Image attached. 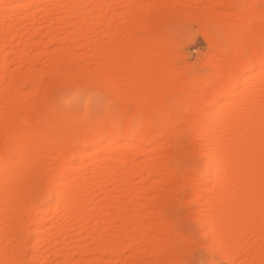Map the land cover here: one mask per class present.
<instances>
[{
  "label": "rangeland",
  "instance_id": "1",
  "mask_svg": "<svg viewBox=\"0 0 264 264\" xmlns=\"http://www.w3.org/2000/svg\"><path fill=\"white\" fill-rule=\"evenodd\" d=\"M73 1L79 2V9L82 8L81 12L88 11V8H94L95 12L88 23L86 20L83 21L84 17L82 16V18L81 15L69 21L66 14L67 9L70 6L73 7ZM81 1H83L82 4ZM224 1L0 0V21H4L8 27L10 26V31L6 35L9 43L6 51L8 58L14 59L6 68L0 67V128L4 129L7 123V125L11 124L15 135L22 139L21 136L25 134L27 138L30 133L25 130L27 128L26 121L18 118V110L21 111L24 107L21 112L24 111V114L28 115V111L30 115L35 107L36 112L40 114L47 110L48 115L39 120L42 128L54 130L55 123L53 126L52 122H59L58 124L63 130L66 128L69 138L65 143L61 132L58 134L60 141L55 144L52 140L49 142L50 136V139L45 136V142L40 139L41 150L39 149L37 152L39 158L37 156L32 160L30 156L33 153H30L22 162L20 160L21 163L11 166L12 170H16V168H25V162L27 164L38 163L42 171L33 185L39 187L37 189L40 194L33 195L35 188H19V180L24 179L22 173L12 179L8 177V172H6V176H0V233L9 231L14 226L11 231L19 234L17 225L20 221L23 241L28 242V247L26 246L21 255H17V260L16 251L18 243H20L19 240L17 238H14V241L6 238L0 240V264H20L21 259L19 260V258H22V264H29L30 261H25V259L29 258L30 260L31 254L33 262L31 261L30 264H264V147L261 149V154L258 155L255 147L252 148L255 144L252 143L250 144L252 146H248L249 150L247 149L246 152L249 160L247 158V161L241 165L249 166L247 168H252V171L249 170V174L244 179L243 185L247 184L244 185L245 188H236V178L243 166L235 163L238 154L236 151L241 149L242 142L252 140L254 143L256 140H260V143L264 142V63L258 60L251 64L250 69L245 70L244 67L252 54V50L249 52L251 39L254 42L253 49L258 46L260 48L256 49V52L259 50L261 53L258 52L261 55L259 58L261 60L264 58V0H227L229 1L227 5ZM241 6L245 7H243L244 10ZM253 6L254 8H252ZM130 10L140 11L143 14L135 17L129 14ZM223 20L227 22H223ZM73 25H78L82 29L90 28V44H84L87 39L81 33H75ZM23 26L29 28V31L23 35V39L28 43L26 47L23 43L18 44L17 41L20 37L15 36L16 31ZM221 27L222 30H220ZM223 27L228 30L231 37L233 35L234 41L223 30ZM37 28H40L42 32L36 34L34 31ZM50 30L56 33V37L49 42L47 39L50 38L46 33ZM222 31L228 37L224 36ZM241 33L243 34L241 35ZM74 34H78V38L74 37ZM127 36L132 41L134 40L135 44L129 39L127 43L137 56H131V59L134 60L132 61L135 62L131 65H129L130 63L124 64L117 56L113 55L115 53L114 43L118 39L119 41L127 39ZM224 37L230 42H227ZM243 39L246 42L250 41L249 46L245 45L248 43H244ZM234 47L239 49L237 50L239 53L235 52L236 48L234 49ZM23 49H25L24 54L21 53ZM62 50H65V53L67 50L68 54L71 53L68 59L64 56L65 60L62 57L61 59L57 58ZM236 53L241 57L235 55ZM55 54L57 59L54 58ZM111 55L114 56V59ZM235 56H237L236 59ZM242 58H246L247 61ZM53 60L54 62L57 60L56 62H60L62 65L60 66L62 75L77 68L93 72L94 79L92 81L90 79L92 83H88L89 79L82 78H79V81L77 79L76 82L73 79H70L72 81L66 79L67 83L62 82L61 79L62 83L56 82L57 79H53L54 77L50 75V70L54 65L52 64ZM146 65L148 66L146 67ZM216 66L222 70L225 69L224 71L229 68L233 69H231L233 73L228 75L229 77L227 76L225 79L222 76L221 81H218L221 82V90L222 88L228 90L233 86V91H230L229 95L221 94V91L217 93V86L215 89L212 84L215 77L216 80L220 79L216 75ZM30 68L35 71V81L22 79L23 81L21 80L13 86L15 83L12 77L9 78L10 73H15L18 70L27 73ZM240 72H244L241 80ZM109 75L112 76V79ZM201 77L213 86L209 87L207 92L201 93L197 89V84L203 81ZM142 79L152 83L146 84ZM66 80L63 81L66 82ZM137 83L138 85H136ZM187 83L188 85H186ZM32 84L34 87L36 86L34 91ZM140 84L143 86L141 89H145L150 95L149 97L147 93H143L145 98L142 95L143 99H139V101L142 99L141 103L149 109L144 111V114H152L156 120L163 119L164 116L168 118L167 114L163 116V113L159 112L165 106L171 112L179 114L177 117L175 116L177 124L172 130L173 133L171 132L173 125L171 129L169 127L170 134H167L169 130L165 133L157 125H154L152 135L142 143L146 151L139 152L132 145L133 147L130 146L126 150L128 157H125V161L117 162V164L115 161L118 150L117 142L125 137V133L115 129L114 141L109 143L107 137L101 138L100 141H105L104 143L110 145L106 146L107 149L103 153H94V155V151H92L95 150L93 149L94 144L92 146L85 142V135H92V132L81 129L83 133H79L80 130L76 129L87 122L96 125L100 121L104 129H106L104 124L114 127L117 123H122L133 112V100L130 99L127 108H124L126 103L124 100L122 101L124 98L121 95L129 90L131 98L139 97L138 91L136 93L135 90L142 91L138 88L141 86ZM134 88L136 89L134 90ZM156 89L158 90L156 91ZM211 89L212 91H210ZM74 90L75 92H73ZM153 90L156 92L155 95L152 93ZM185 90L190 93H186ZM118 92L120 97H118ZM63 93H70L71 99L61 102L60 98ZM213 96L217 102H212ZM39 101H42L43 109L41 105H38ZM30 104L34 107L31 105L30 108ZM49 105L58 108L60 112ZM20 106L23 107L20 108ZM199 110H203L199 112L200 120H202L200 122L209 120L210 114L216 112L213 114L212 124L206 131H200L195 124H193L194 127L190 126V123L196 120L193 116H196L195 114ZM247 112H251L252 120L248 124H243L239 118ZM13 120L17 125L13 123ZM19 126H24L25 131H17ZM2 130L0 129V135L3 133ZM42 134L44 133L42 132ZM208 136L212 137L215 144H224L228 151L232 146L239 145L235 149L236 153L232 154L225 164V173L220 178L224 184L223 187L219 183L214 185L212 180L206 181L211 168L207 165L206 154H203L206 151H204L202 141ZM135 139L136 137H132L131 140ZM23 142L28 143V138ZM114 142L115 145H112ZM262 145L264 146V143L260 144L261 148ZM79 147L87 149L85 155L72 154L64 159L65 164L70 162L67 164L69 167H73V163L78 167L73 171L74 174L71 173L73 177L70 179V184L73 189L70 190V196L68 195L65 202L54 210L55 191L50 177L55 173L57 164L61 162L62 151L66 149V151H72L73 148L79 150ZM108 153H111L112 157L110 173L101 176L99 174L101 167L98 164L105 156L110 155ZM86 156H94V164L96 163L93 165V170L88 172L85 171L87 164L85 162L88 161ZM257 156L261 161L255 160L258 159ZM250 157L253 159L250 160ZM157 160L163 161L161 164H164L165 170L157 167L158 164H155L158 163ZM254 160L255 163L250 166L248 163L250 161L253 163ZM144 162L151 163L148 170L141 173L139 168ZM3 170H5L4 167L0 165V173ZM171 171L175 174H171ZM202 173H205L204 185L203 188H197L196 176L199 178ZM28 190L32 194L30 201L43 203L46 211L42 209L37 212L33 206L28 210L24 203L16 204L21 192L25 195ZM7 191L9 195H7ZM36 195H39L40 198ZM78 196L80 197L78 198ZM7 198L9 199L7 200ZM164 200L165 203L159 205ZM168 203L170 205L167 206ZM9 204L14 205L10 206ZM226 205L233 211H237L241 220L235 225L231 224V228H227L228 231L226 226H218L215 233H210L208 223L205 221L207 212L210 209L212 215H215L213 217L217 218L219 210L227 207ZM9 219H13L10 221L16 225L7 226L5 222H8ZM224 229L229 232L226 247H222L221 234L223 235L225 232ZM35 231L44 235L40 236L38 241L32 238ZM46 233L49 234L48 241L43 240ZM242 244L246 251L244 255H240ZM112 245L115 248L112 250L115 252L117 248L118 253H116L117 251L109 255L103 253L102 247L106 249L107 247L111 248ZM34 246L38 248H34ZM4 248L9 249L8 254L14 251L12 253L15 254V256L13 255L15 258L12 256V258L7 257L6 259L1 253ZM85 248L89 252L84 251ZM32 249L37 250L33 251ZM36 253L38 254L36 255ZM255 253L261 257L260 263L250 261L256 255ZM138 259H141L142 262ZM134 260L137 263H133Z\"/></svg>",
  "mask_w": 264,
  "mask_h": 264
},
{
  "label": "bare ground",
  "instance_id": "2",
  "mask_svg": "<svg viewBox=\"0 0 264 264\" xmlns=\"http://www.w3.org/2000/svg\"><path fill=\"white\" fill-rule=\"evenodd\" d=\"M12 1H15V0H12ZM38 1V0H37ZM220 1V0H219ZM221 1H224V0H221ZM244 1H246V0H244ZM82 2L83 1H81V4H82ZM218 2V1H217ZM224 2H226V5H227V2H229V1H224ZM74 5H73V7L72 6H70L68 9H67V14H66V16L67 17H69V21H71V20H73V18H76V16H78V15H81V17L83 18V21L84 20H86L85 22L86 23H88V21L92 18L91 16H92V14L95 12L93 9V7H92V9H89L88 8V11L87 10H85L84 12H81L80 11V9H82L81 7H80V9H79V2L77 1V2H72ZM219 3H222V2H219ZM229 4V3H228ZM245 4V3H244ZM246 5V4H245ZM244 5V6H245ZM243 6V7H244ZM230 7H231V5H230ZM242 7V6H241ZM242 7V8H243ZM250 7V6H249ZM245 8V7H244ZM244 8H243V10H244ZM251 8V7H250ZM252 8H254V6L252 7ZM84 9V8H83ZM248 9V8H247ZM98 10V9H97ZM248 10H251V9H248ZM247 10V12H249ZM83 11V10H82ZM101 11V10H100ZM129 14H132V15H134L135 17H138V16H142V14H143V12H140V11H134V10H130L129 11ZM131 15V16H132ZM213 15V14H212ZM99 16V15H98ZM79 17V16H78ZM219 17V16H218ZM217 17V18H218ZM78 19V18H77ZM221 19V18H220ZM223 19V18H222ZM78 21V20H77ZM76 21V22H77ZM81 21V20H80ZM222 21V20H221ZM73 22V21H72ZM72 22H70V24H72ZM223 22H227V21H225V20H223ZM229 22H231V21H229ZM90 23V22H89ZM229 24V23H228ZM232 24H235L234 22H232ZM74 26V28H75V33H81V35L82 36H84L86 39H87V41L85 40V42L86 43H84V44H87V43H89L90 44V39H89V34H90V28H85V29H82V28H80V27H78V25H73ZM222 26H224V25H222ZM233 26V25H232ZM70 27V26H69ZM89 27V26H88ZM9 28H10V26L8 27L7 25H6V23L4 22V21H0V67H4V68H6L7 66H8V64H10L14 59H9L8 58V53H7V51H6V47L9 45V43H8V38H7V34H8V32L10 31L9 30ZM235 28V27H234ZM233 28V29H234ZM226 28H224L223 27V30H225ZM220 30H222V27H221V29ZM245 30V29H244ZM243 30V31H244ZM29 31V28H27V26H23V28H19L17 31H16V33H15V36L17 35V36H19L20 37V39H19V41H17V43L18 44H20V43H23L24 44V47H26L27 45H28V43L23 39L24 37H23V35L24 34H26L27 32ZM51 31V30H50ZM50 31H47V33L46 34H48V36H49V38L50 39H47V40H49V42L51 41V39H54L55 37H56V33L55 32H50ZM236 30H234V32H235ZM36 34H39V33H41L42 32V30L40 29V28H37V29H35V31H34ZM223 32V31H222ZM225 32L228 34V30H225ZM242 32V31H241ZM34 33V34H35ZM236 33V32H235ZM239 33V32H238ZM247 33V32H246ZM249 33V32H248ZM227 34H225L224 32H223V35L225 36H227L228 37V35ZM243 33H241V35H242ZM250 34V33H249ZM78 34H74V37H77L78 38V36H77ZM115 35V34H114ZM237 35V34H236ZM239 35V34H238ZM230 37H231V35H229ZM240 36V35H239ZM247 36V35H246ZM245 36V37H246ZM73 37V38H74ZM80 37V36H79ZM126 37V36H125ZM128 38L126 39V38H124V40H120L119 41V39H118V41H116L115 43H114V51H115V53L113 54V55H115V57L117 56V58L120 60V61H123L124 62V64H126L127 63V65H128V63H130L129 65H131V64H135V62H133L134 60L133 59H131V56L132 55H134V57H137L136 56V52L135 51H133L132 49L133 48H131L130 47V45H128V43H127V40L129 39L130 41H132L131 39H130V37L129 36H127ZM229 37V38H230ZM232 37H233V35H232ZM232 37H231V39H232ZM248 37V36H247ZM81 38V37H80ZM122 39V38H121ZM126 39V40H125ZM224 39L225 40H227L226 39V37H224ZM115 40H117V39H115ZM240 40H241V37H240ZM244 40V39H243ZM53 41V40H52ZM134 41V40H133ZM133 41H132V43H133ZM229 40H227V42H228ZM232 41H234V39H232ZM236 41V40H235ZM248 42H246L245 40H244V43L246 42V43H248V44H245V45H248L249 46V44H250V41L249 40H247ZM251 41H252V43L250 44L251 45V49H249V52L252 50V54L250 55V57H249V59H248V61L247 60H245V59H243L244 61H247V64L244 66L245 67V70H247V69H250V67H251V64L252 63H254V62H257L258 60L260 61V62H262V63H264V58L261 60L260 58V56L261 55H259V53H260V51L258 50L257 52H256V49H258L259 48V46L257 47V48H255V49H253L254 47H252V45H253V40L251 39ZM226 42V41H225ZM230 42V41H229ZM237 42V41H236ZM16 43V45L18 46V44ZM232 43V42H231ZM230 43V44H231ZM103 44V43H102ZM101 44V45H102ZM129 44H131V43H129ZM133 44H135V43H133ZM88 45V44H87ZM100 45V46H101ZM232 45V44H231ZM256 45V44H255ZM103 46V45H102ZM234 46V45H233ZM235 46H237L236 44H235ZM247 46V47H248ZM238 47V46H237ZM237 47H234V49H235V52L237 51V50H239V49H237ZM247 47H244L245 49L247 48ZM17 48V47H16ZM102 48V47H101ZM101 48H99V49H101ZM150 48V47H149ZM106 49V48H105ZM233 49V48H232ZM234 49L232 50V51H234ZM260 49V48H259ZM231 50V49H230ZM253 50H255V51H253ZM63 51V55L61 54V52ZM59 54H58V56H57V58L58 57H60V59H61V57L63 58V60H65L64 59V57H66L67 59H68V57H69V55H71V53L70 54H68V50H67V54L65 53V50H62ZM101 51H102V49H101ZM104 51V50H103ZM149 51V50H148ZM245 51V50H244ZM135 52V53H134ZM234 52V53H235ZM238 52V51H237ZM247 52V51H246ZM259 52V53H258ZM21 53L22 54H24L25 53V49H23V50H21ZM133 53V54H132ZM234 53H233V55H234ZM239 53V52H238ZM241 53V52H240ZM231 54H232V52H231ZM248 54V53H247ZM261 54V53H260ZM60 55H62V56H60ZM109 55V54H108ZM113 55H111L112 57H113V59H114V56ZM140 55V54H139ZM235 55H239L240 57H241V55H242V53H241V55L240 54H235ZM55 56H56V54L54 55V58H55ZM64 56V57H63ZM74 56V55H73ZM232 56V55H231ZM71 57V56H70ZM97 57H99V56H97ZM133 57V56H132ZM236 57L237 56H235V59H236ZM240 57H238V58H240ZM244 57V56H243ZM247 57V58H248ZM260 57V58H259ZM53 58V59H54ZM57 58H55V59H57ZM71 58H73V57H71ZM234 58V57H233ZM113 59H112V61H113ZM130 60H131V62H133V63H131L130 62ZM133 60V61H132ZM240 60V59H239ZM57 60H55V62H54V60L52 61L53 63L52 64H54L53 65V68H51V70L53 71V75L51 74V70H50V75H51V77H54L53 79H57L56 80V82H58V81H60V79L62 80V82H64V83H67V80L66 79H68V80H70V79H73L75 82H76V80L78 79V81H79V78H82V79H89L88 80V83H92L91 81H92V79H94L93 78V72L91 73V72H88L86 69H84V68H77V69H75V70H73V71H70V72H67V73H65V75L63 74H61L60 73V69H61V67L60 66H62L61 64H60V62H56ZM62 61V60H61ZM110 61V60H109ZM148 61V60H147ZM140 62H143V61H140ZM62 63V62H61ZM64 63V62H63ZM259 63V62H258ZM35 64V63H34ZM109 64V63H108ZM142 64V63H141ZM147 64V63H146ZM148 64H149V62H148ZM29 65V64H28ZM30 65H31V63H30ZM66 65V64H65ZM140 65V64H139ZM148 65H146V67H147ZM230 66H233V65H230ZM29 67H31V66H29ZM34 67V66H33ZM103 67V66H102ZM111 67V66H110ZM144 67H145V64H144ZM214 67V66H213ZM217 67V66H216ZM233 67H235V66H233ZM3 68V69H4ZM87 68V67H86ZM106 68V67H105ZM109 68V67H108ZM150 68V67H149ZM166 68V67H165ZM218 68V69H217ZM217 68H215L216 69V72L214 71V73H216V75H218L219 77H220V79L219 80H216L215 78V80L213 79V82H212V84H213V86H215V89H216V86H217V93L219 92V91H221L220 93L221 94H224V95H229V93H230V91H233V89H232V87L231 88H229L228 90H224L223 88H222V90H224L223 92H222V90H221V82H218V81H221V77L223 76L225 79H226V77L229 75L230 76V74L231 73H233V69L232 68H229L228 70H226V71H224V70H222V68H220V67H217ZM220 68V69H219ZM236 68V67H235ZM19 69V68H18ZM34 69V68H33ZM89 69V68H88ZM104 69V68H103ZM151 69V68H150ZM167 69V68H166ZM232 69V70H231ZM5 70V69H4ZM110 70V69H109ZM6 71V70H5ZM28 71V70H27ZM106 71V70H105ZM111 71V70H110ZM144 71V70H143ZM145 71H146V69H145ZM161 71H163V70H161ZM170 71V70H169ZM174 71V70H173ZM35 71H32V68H30V71L29 72H27V73H23L21 70H18L17 72L15 71V73L14 72H12V73H10V77L9 78H13V80H14V85L13 86H15L19 81H21L22 79H28V81L29 80H31L32 82H33V80L35 81V78H36V75H35V73H34ZM63 72V71H62ZM107 72V71H106ZM112 72H114V70H112ZM148 72V71H147ZM103 73V72H102ZM241 73V72H240ZM243 73L244 72H242L241 73V77H240V80L243 78ZM6 74V73H5ZM108 74V73H107ZM146 74V73H145ZM160 74V73H159ZM164 74V73H163ZM147 75V74H146ZM95 76V75H94ZM141 76V75H140ZM151 76H153V75H151ZM228 76V77H229ZM245 76V75H244ZM101 77V76H100ZM109 77L112 79V76L111 75H109ZM160 77V76H159ZM176 77V76H175ZM8 78V77H7ZM150 78V77H149ZM153 78V77H152ZM151 78V79H152ZM211 78H213V77H211ZM211 78H209V79H211ZM90 79H91V81H90ZM103 79V78H102ZM109 79V78H108ZM145 79V78H144ZM201 79H202V77H201ZM208 79V80H209ZM63 80H66V82L65 81H63ZM143 80V79H142ZM148 80V79H147ZM146 80V81H147ZM200 80V79H199ZM203 80V81H202ZM201 81V83L199 84H197L196 82V84L198 85V88L197 89H199L200 91H201V93H203V92H207L208 91V89H209V87H211L212 85L211 84H209V82H207V81H204V78L202 79ZM23 81V80H22ZM70 81H72V80H70ZM94 81V80H93ZM144 81V80H143ZM212 81V80H211ZM61 82V81H60ZM61 82V83H62ZM69 82V81H68ZM81 82V81H80ZM83 82V81H82ZM97 82H98V80H97ZM106 82V81H105ZM112 82H113V80H112ZM142 82V81H141ZM145 82V81H144ZM144 82H143V85H145L144 84ZM151 82V81H150ZM238 82H239V80H238ZM94 83V82H93ZM146 84L148 83V82H145ZM152 83V82H151ZM151 83H148V84H151ZM235 83V82H234ZM77 84V83H76ZM75 84V85H76ZM99 84H100V82H99ZM114 84V83H113ZM220 84V85H219ZM239 84V83H238ZM112 85V84H111ZM118 85V84H117ZM136 85H138V83L136 84ZM141 86H138V88L139 89H141V87H143L142 86V84H140ZM186 85H188V83L186 84ZM190 85V84H189ZM32 86H33V84H32ZM114 86V85H113ZM113 86H111V87H113ZM115 86H116V84H115ZM114 86V87H115ZM148 86H150V85H148ZM155 86V85H154ZM212 86V87H213ZM110 87V88H111ZM151 87V86H150ZM149 87V88H150ZM156 87V86H155ZM196 87V86H195ZM223 87V86H222ZM17 87H15V89H16ZM33 88L34 89H32L33 91L34 90H36V86L34 87L33 86ZM137 88V87H136ZM136 88H134V90L136 89ZM151 88H153V87H151ZM188 88H189V86H188ZM14 89V90H15ZM20 90V88H17V90ZM38 89H39V87H38ZM37 89V90H38ZM130 89V88H129ZM153 89H155V88H153ZM218 89H220V90H218ZM227 89V88H226ZM112 90V89H111ZM114 90V89H113ZM112 90V91H113ZM142 91H140V90H135V92L136 91H138V95H139V97H137V98H134V99H136L135 101H134V99L133 98H131L132 97V95H131V93H129V90H127L126 92H124V94L123 93H121V94H123V95H121V97L123 96V98L124 99H122V101L124 100L125 102L124 103H126L125 104V106H124V108H127V103L129 102V101H131L130 99H132L133 100V102H132V105H133V112L131 113V114H129L128 115V117H126L125 118V120L122 122V123H117V125L116 126H114V127H108V125L107 124H104V125H106V129H104V127L102 126V124H101V122L100 121H98L97 123H96V125H93L92 124V122H87V123H84L82 126H80L79 127V125H78V129H76V130H80L79 131V133L80 132H82L81 131V129L82 130H87V131H90V132H92V135L91 134H89V135H91V136H86L85 135V142L87 143V144H94V146L95 147H93V149H95V150H92V151H94L93 152V154L94 153H97V154H99V153H103V151L105 150V149H107V145L109 146L110 144L109 143H112L113 141H114V134H115V129H117L118 131H123V133H125V137L120 141V142H117L118 143V146H117V153H116V155H117V157H116V159H115V161H116V163L117 162H119V163H121L122 161L124 162L125 161V157H128V156H126V154H128V151H126L130 146L131 147H135L139 152H143V151H146V149L143 147V145H142V143L143 142H146L149 138H150V136L152 135V127L154 126V125H157L158 126V128H160V129H162L163 131H165V133L169 130V127H170V129L172 128L171 126L173 125V128L171 129V132H172V130L174 129V127H175V125L177 124V123H175V122H177V120L175 119V116L177 117V115H179L178 113L176 114V113H173V112H171L170 110H169V108L167 107V109H166V106H165V108L164 109H161V111H159V112H162L163 113V116H164V114H167L168 115V118H167V116H164L163 117V119H154L153 117H152V114H144L146 111H148L149 109L144 105V104H142L141 103V101H142V99L143 98H145V96H144V94L145 93H147L146 91H145V89L143 90V89H141ZM158 89H156V91H157ZM183 90V89H182ZM188 90H190V89H188ZM31 91V90H30ZM30 91H29V94H30ZM116 91V90H115ZM117 91H118V89H117ZM144 91V92H143ZM147 91H149V90H147ZM186 91V93H190L189 91L187 92V90H185ZM210 91H212V89L210 90ZM215 91V90H214ZM32 92V91H31ZM39 92V91H38ZM73 92H75V90L73 91ZM159 92H160V90H159ZM199 92V91H198ZM19 93V92H18ZM137 93V92H136ZM144 93V94H143ZM149 93V92H148ZM147 93V94H148ZM152 93L154 94V93H156L154 90L152 91ZM151 93V96L153 95ZM158 93V92H157ZM161 93V92H160ZM159 93V94H160ZM195 93V92H194ZM15 94V93H14ZM74 94V93H73ZM86 94H88V93H86ZM118 94V97H120L119 96V92L117 93ZM147 94H146V96H147ZM231 94V93H230ZM35 95V94H34ZM142 95L144 96L143 98H142ZM155 95V94H154ZM188 95V94H187ZM224 95H221V96H224ZM19 96V95H18ZM71 94L70 93H63L62 95H61V98H60V101L61 102H67V101H69L70 99H71ZM117 96V95H116ZM148 96L150 97V95L148 94ZM175 97V96H174ZM178 96H176V98H177ZM214 97V96H213ZM140 98H142L141 99V101H139V99ZM148 98V97H147ZM187 98H188V96H187ZM215 98V97H214ZM213 98V100H212V102H217V99L215 98L214 99ZM177 99H179V97L177 98ZM26 101V100H25ZM24 101V102H25ZM35 101V100H34ZM34 101H32V102H34ZM28 102H31V101H28ZM27 102V103H28ZM41 102L42 101H39V104L38 105H41ZM22 103V102H21ZM35 103H37V102H35ZM219 103V102H218ZM49 104H51V103H49ZM23 105V104H22ZM26 105V104H25ZM28 105V104H27ZM32 104H30L29 106H30V108L33 106H31ZM37 105V106H38ZM130 105H131V102H130ZM162 105V104H161ZM19 106V105H18ZM36 106V105H35ZM49 106H51V105H49ZM199 106V105H198ZM21 107H23V106H20V108ZM34 107V106H33ZM41 107H42V105H41ZM51 107H53V109L55 108L53 105L51 106ZM130 107V106H129ZM162 107V106H161ZM196 107V106H195ZM26 108H28L29 110H31L29 107H26ZM25 108V109H26ZM39 109H40V107H38ZM121 108H122V106H121ZM197 108V107H196ZM205 108V107H204ZM23 109H24V107H23ZM22 109V110H23ZM33 109V108H32ZM34 109L35 110H32L31 112H33V113H31L30 115H29V112L27 111V114L28 115H25L24 114V111L23 112H21L20 110H18V118L19 119H21V120H24V121H26L25 123H26V125H27V128L25 129V128H23L24 126H19V129H17V131H27V132H29L30 134H29V136L27 137L28 138V143H24L23 142V140L25 139H27L26 138V136H25V134L23 135V136H21V137H23L22 139L21 138H19V136H17V135H15L14 133H13V125L11 126V124L10 125H7L6 124V126L4 127V129L1 127L0 129L2 130V134L0 135V165H2V167H4V169L5 170H3L1 173H0V176L2 175V177L5 175L6 176V172H8L7 174L9 175L8 177H10L11 179L12 178H14L16 175H18L19 173H22V175L24 176V181L21 179V180H19L20 182H18V184H19V188H23V187H26L27 189L28 188H35V190H33V195L34 194H37V193H39L40 194V191L37 189V188H39L38 186H34L33 184H35L36 183V180H37V178H38V176L40 175V172L42 171V170H40V168H39V166H38V163L36 164V162L34 163V161H32V163H34V164H27V162H25L26 164H27V166H26V164H25V168H23V169H17L16 167V170H12L11 168H13V167H11V166H13L14 164H16V163H19L20 162V160H21V162H22V160L24 159V158H27L28 157V154H30V153H33V155L31 154V156L30 157H32V160H33V158H37V156H38V154H37V152H39L38 150L40 149V139H43L44 140V137L46 136V137H48L49 139H50V137H51V139H50V141L49 142H51V140H52V142L53 143H58L59 141H60V139H59V137H58V134L59 133H61L62 132V136H63V141L65 142V143H67L68 142V134H67V132H66V128H64V130L60 127V124H58L57 122H55V121H53L52 122V125L54 126V123H55V129L53 130V129H50V130H46L45 128H42V125L39 123V120H40V118L42 117V118H44V117H46V115H48L47 113H46V111L42 114H40V113H37L36 112V108L34 107ZM38 109V110H39ZM42 109H43V107H42ZM130 109V108H129ZM203 109V108H202ZM54 110H57L58 112H60L59 111V109L58 108H55ZM41 111V110H40ZM145 111V112H144ZM200 111H203V110H199L195 115L196 116H193V117H195V121L193 122V123H190V126L192 127V125L193 124H195L196 125V127L197 128H199L200 129V131H206L209 127H210V124H212V118H213V114H215L216 112H214V113H211L210 115H211V117L209 116V120H207V121H203V122H200V121H202V120H200V116H199V112ZM206 111V110H205ZM10 112V111H9ZM62 112H63V110H62ZM128 112H129V110H128ZM182 112V111H181ZM161 113V114H162ZM84 114V113H83ZM82 114V115H83ZM127 114V113H126ZM11 115V114H10ZM142 115H144V116H142ZM241 115V114H240ZM7 116V115H6ZM140 116H142V117H140ZM85 117V116H84ZM202 118V117H201ZM178 119V118H177ZM10 120V119H9ZM106 120V119H105ZM104 120V121H105ZM176 120V121H175ZM239 120H240V122H242L243 124H248L251 120H252V114H251V112L250 113H245V114H242V116H241V118H239ZM259 120V119H258ZM103 121V122H104ZM9 122V121H8ZM10 122H12V121H10ZM196 122V123H195ZM260 122V121H259ZM259 122H257V123H259ZM13 123L14 124H16L15 122H14V120H13ZM12 123V124H13ZM116 123V122H115ZM263 123H264V121H263ZM262 122L261 123H259V124H263ZM72 124V123H71ZM75 124H77V123H75ZM241 124V123H240ZM17 125V124H16ZM195 125H193V127L195 126ZM75 126H77V125H75ZM18 127V126H17ZM22 127V128H21ZM41 127V128H40ZM71 127V126H70ZM73 127V126H72ZM108 127V128H107ZM14 128H16V126H14ZM69 128V127H68ZM25 129V130H24ZM30 129H31V132H30ZM45 129V130H44ZM47 129H49V127H47ZM70 129V128H69ZM74 129V128H73ZM159 129V130H160ZM72 130V129H71ZM156 130V129H155ZM159 130H157V131H159ZM15 131H16V129H15ZM154 131V130H153ZM156 131V132H157ZM42 132L44 133V134H42ZM169 133H167V134H170V130L168 131ZM83 133V132H82ZM86 133V132H85ZM122 133V132H121ZM173 133V132H172ZM42 134V135H41ZM46 134V135H45ZM78 134V133H77ZM84 135V134H83ZM154 135V134H153ZM42 136V137H41ZM50 136V137H49ZM25 137V138H24ZM83 137V136H82ZM108 138L109 139V143H104L105 141H100V139L101 138ZM132 137H136V139L135 140H131L132 139ZM81 140V139H80ZM253 141V140H252ZM252 141H246V142H242V145L240 146V148L241 149H239L238 151H236V152H238V154L236 155V160H235V163L238 165V164H244V162L245 161H247V158H248V160H249V156L247 155V149H248V146L250 145V144H252L253 143V145L254 146H252V145H250V146H252V148L253 147H255L254 149H256V152H257V154L259 155V153L261 152V149H263V145H262V148H261V146H260V144H262V143H264V142H261L260 143V140L259 141H257L256 140V142L254 143V142H252ZM262 141V140H261ZM44 142H45V140H44ZM47 142V141H46ZM82 142V140L80 141V143ZM54 144V145H55ZM202 144H203V148H204V151H206V152H204L203 154H206V158H207V160H206V162H207V165H209L208 167H210L211 169V172L209 173V176H208V178H206V181L208 180V181H210V180H212V183H214V185L215 184H220V186L221 187H223V182H221V180H220V178H221V175L223 174V173H225V164L227 163V160H229V158H230V156H232V154H234V153H236L235 152V149H237L236 147L238 146L239 147V145H237V146H232V148H229L230 150L228 151L227 150V148L225 147V145L224 144H222V143H217V144H215V142H214V140L212 139V137L211 136H208V137H206V138H204L203 139V141H202ZM112 145H115V142H114V144H112ZM133 145V146H132ZM42 146V145H41ZM46 146V145H45ZM83 146V145H82ZM93 146V145H92ZM50 147H52L53 148V146H50ZM70 147V146H69ZM55 148V147H54ZM82 148V147H81ZM80 147H79V150H78V148L76 149V148H73L72 149V151H62V153H61V162L60 163H58L57 164V166H56V170H55V173L50 177V179H51V183L53 184V190L55 191V203H54V210H56V209H58V207H60V205H62V203H64L65 202V200H66V198H68V195H69V192H70V190H72L73 188H71V184H70V179H71V177H73V176H71V173L72 174H74L75 172H73V171H75V170H77L78 169V167L77 166H74L75 164L73 163H71L72 165H73V167H69L67 164H69L70 162H68V163H66L65 164V160L64 159H67L68 158V155H72V154H76L77 156H83V155H85V152L87 151V149L86 150H84V149H81ZM51 149V148H50ZM76 151H75V150ZM41 150V149H40ZM249 150V149H248ZM203 151V150H202ZM263 151V150H262ZM163 152V151H162ZM255 153V152H254ZM263 153V152H262ZM108 154H110L109 156H105L103 159H102V161L100 162V164H98L101 168V170H100V175L101 176H105V175H107V174H109L110 172H109V167H110V162H111V159H112V157H111V153H108ZM256 154V155H257ZM261 154V153H260ZM95 155V154H94ZM263 155V154H262ZM261 155V156H262ZM87 157V156H86ZM93 157L94 156H89V157H87V159H88V161H86L85 163H87L86 164V166H85V171L86 172H88V171H91V170H93L92 168H93V165H95L94 164V161L95 160H93ZM96 157V156H95ZM253 157H255V155H253ZM258 157V156H257ZM38 158H39V156H38ZM77 158V157H76ZM251 159L250 160H252L253 158L252 157H250ZM128 159V158H127ZM126 159V160H127ZM69 160V159H68ZM160 160V159H159ZM256 161L257 160H260V158L258 157V159H255ZM255 160L254 161H252L253 163H251V161H250V163H248L250 166H252L251 164H254L255 163ZM26 161H29V160H26ZM158 161V160H157ZM261 161V160H260ZM260 161H258V162H260ZM20 162V163H21ZM66 162H67V160H66ZM122 162V163H123ZM161 162H163V161H158V163L156 162L155 163V161H154V163L155 164H158L157 165V167L159 166V167H161L160 169H164L165 170V167H164V164L162 165L161 164ZM204 162V161H203ZM30 163H31V161H30ZM151 163V162H150ZM150 163L148 164V162H144L143 163V165H140V172L142 173V172H145L146 170H148V168H149V166H150ZM23 164H24V162H23ZM118 164V163H117ZM160 164V165H159ZM247 164V163H246ZM20 165V164H19ZM71 165V166H72ZM97 165V166H98ZM120 165V164H119ZM256 165V164H255ZM255 165H253L254 167H255ZM241 166H243V165H241ZM257 166H260V165H257ZM22 167V166H21ZM247 167H249V166H247ZM246 167V165H244L243 167H242V169H241V167H240V169H241V171L239 172V174H238V176H237V178H236V188H245L244 187V185L246 186L247 184H244L243 185V182H244V179L246 178V176L249 174V170L250 171H252V168L250 169V168H247ZM153 168V167H152ZM167 169H168V167H167ZM224 169V170H223ZM158 171V170H157ZM162 171V170H161ZM159 172H160V170H159ZM163 172V171H162ZM172 172V171H171ZM76 173H77V171H76ZM175 174V172H172L171 174ZM184 173V172H183ZM250 173H252V172H250ZM127 174V173H126ZM129 174V173H128ZM187 174V173H186ZM21 175V174H20ZM205 175V173H202L201 174V176L198 178L197 176H196V178H197V180H198V182H197V184H198V187L197 188H203V182H204V176ZM20 177H22V176H20ZM66 179L65 181L64 180H62V179ZM251 178V177H250ZM8 179V178H7ZM73 179V178H72ZM72 181V180H71ZM48 182V181H47ZM209 183V182H208ZM50 184V183H49ZM125 184V183H124ZM123 184V185H124ZM250 188V187H249ZM7 190V189H6ZM53 190L51 189V191L53 192ZM82 190V189H81ZM116 190H118V188H116ZM22 191V190H21ZM39 191V192H38ZM11 192V191H10ZM5 194H6V192H5ZM79 194V193H78ZM7 195H9V192L7 191ZM6 195V197H8ZM20 195V194H19ZM18 195V196H19ZM32 194L30 193V191L28 190L27 192H25V195L23 194V192H21V195L18 197V199H17V205H19V204H25L26 205V208L29 210L32 206L35 208V211H37V212H40V211H42V209H43V211H46V210H44V208L46 209V207H43V203H40L39 201H37L36 203H34V202H31L30 201V198L32 197L31 196ZM39 196V195H38ZM37 195H36V197H38ZM70 196V195H69ZM81 196V195H80ZM80 196H78V198L80 197ZM10 197V196H9ZM14 197V196H13ZM12 197V198H13ZM38 198H40V197H38ZM77 198V197H76ZM77 198V199H78ZM9 198H7V200H8ZM11 199V198H10ZM15 199V198H14ZM36 199V198H35ZM78 201V200H77ZM252 201V200H251ZM257 201V200H256ZM8 202V201H7ZM10 203V202H9ZM162 203L164 204L165 203V200L164 201H162L159 205H162ZM15 204V205H16ZM34 204V205H33ZM10 205V204H9ZM11 205H14V204H11ZM10 205V206H11ZM168 205H170V203H168L167 204V206ZM256 205V204H255ZM227 207H224V208H222V209H220L219 210V212H218V217L217 218H215V217H213V216H215V215H212V212L210 211V209H209V211L207 212V214H206V217H205V221L208 223V227H209V232L210 233H215V231H216V229H217V227L219 226V227H221V226H226V229L227 228H231L230 226H231V224H234L235 225V223H239V221L241 220V218L239 217V214H238V212L237 211H233L231 208H228L229 206L228 205H226ZM18 207V206H17ZM50 207V206H49ZM48 209H50V208H48ZM47 209V210H48ZM231 209V210H230ZM27 210V211H28ZM20 215V214H19ZM20 218V217H19ZM17 219V218H16ZM15 219V220H16ZM21 219V218H20ZM10 220H13V219H9L8 220V222H5L6 223V225L7 226H9V227H12L13 226V224H15L16 225V223H13V221H10ZM23 220V219H22ZM165 220V219H164ZM24 221V220H23ZM22 222V221H21ZM19 223V225H17V229L20 231V233L19 234H16V233H14L13 231H11V230H13L14 229V226H13V228L11 229L10 228V230L9 231H5V232H2V233H0V240L2 241V240H4V238H6V239H8V240H13L14 238H17L18 240V242H20V243H18L19 244V246H18V250L16 251L17 253H16V258H17V255H21L22 253H23V250H25V248H26V246H27V243L28 242H25V241H23V238H22V235H21V231H22V226H20V221L18 222ZM17 223V224H18ZM16 227V226H15ZM225 228V227H224ZM223 229V228H222ZM218 230V229H217ZM224 231L225 232H223V235L221 234V236H222V247H226L227 246V244H228V241H227V239H228V235H229V232H227L228 231V229H227V231L224 229ZM234 231V230H233ZM178 232V231H177ZM176 232V233H177ZM47 234V233H46ZM43 235V234H42ZM38 231H35V233L32 235V238L34 239V240H37L38 241V239H39V237L40 236H42ZM49 234H47L46 236H48ZM181 235V234H180ZM179 235V236H180ZM6 236H8V237H6ZM44 236V235H43ZM45 236V238L43 239V240H46V241H48L47 239L49 238V236L48 237H46ZM180 237H182V236H180ZM180 237H178V238H180ZM10 238V239H9ZM135 239V238H134ZM181 239V238H180ZM102 240V239H101ZM14 241V240H13ZM36 241V242H37ZM26 244H25V243ZM35 242V241H34ZM33 242V243H34ZM43 242V241H42ZM38 244V243H37ZM97 244H98V241H97ZM101 244V243H100ZM99 244V245H100ZM34 245H35V243H34ZM102 245V244H101ZM33 246V245H32ZM6 247V246H5ZM28 247V246H27ZM110 247V246H109ZM34 248H38V247H35L34 246ZM47 248V247H46ZM89 248V247H88ZM103 249V253H105V254H112V253H115L116 251V253H118V250H117V248H116V251L114 252V250H112V249H115L114 248V246L112 245V247L111 248H104V247H102ZM5 249V248H4ZM3 249V251L1 252L2 254H4V257H6V259H7V257L9 258V257H11L12 258V256L14 255L15 256V254L14 253H12V252H14V251H12L11 249V254H8L9 253V249L7 248V249H5L4 250ZM16 249V248H15ZM86 249V248H85ZM33 251H35V250H37V249H32ZM91 250V249H90ZM84 251H87V252H89V250L88 249H86V250H84ZM37 252V251H36ZM57 252V251H56ZM79 252H80V250H79ZM245 246H244V244H242V246H241V248H240V255H244L245 254ZM35 253V252H34ZM33 253V254H34ZM41 253V252H40ZM92 253V252H91ZM38 253H36V255H37ZM43 254V253H42ZM67 254H68V252H67ZM256 254V253H255ZM11 255V256H10ZM92 255V254H91ZM13 256V258H15ZM34 256H35V254H34ZM19 257V256H18ZM30 257L32 258V254L30 255ZM39 257V256H38ZM111 257V256H110ZM119 257V256H118ZM183 257V256H182ZM259 256H257V254L254 256V257H252V259L250 260L251 262H256V263H260L262 260L260 259L261 257H259ZM10 258V259H11ZM31 258H30V260H29V258L26 260L25 259V261H32L33 262V260H31ZM47 258V257H46ZM21 259V261H22V258H19V260ZM23 259H24V255H23ZM34 259V258H33ZM137 259V258H136ZM146 259V258H145ZM12 260V259H11ZM17 260H18V258H17ZM108 260H109V258H108ZM139 260V259H138ZM141 260V259H140ZM139 260V261H140ZM15 261H16V259H15ZM21 261L19 262L20 264H22L21 263ZM24 261V260H23ZM107 261V260H106ZM111 261V260H110ZM8 262V261H7ZM30 262H29V264H30ZM31 262V263H32ZM58 262V261H57ZM141 262H142V260H141ZM144 262V261H143ZM148 262V261H147ZM65 263V262H64ZM111 263H112V261H111ZM133 263H137V262H135V260H134V262ZM28 264V263H27ZM137 264H139V263H137Z\"/></svg>",
  "mask_w": 264,
  "mask_h": 264
}]
</instances>
